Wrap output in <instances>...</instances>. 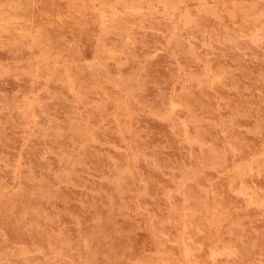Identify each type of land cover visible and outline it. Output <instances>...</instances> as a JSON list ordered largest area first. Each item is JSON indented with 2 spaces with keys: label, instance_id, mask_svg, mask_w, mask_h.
Returning <instances> with one entry per match:
<instances>
[{
  "label": "rangeland",
  "instance_id": "374dc122",
  "mask_svg": "<svg viewBox=\"0 0 264 264\" xmlns=\"http://www.w3.org/2000/svg\"><path fill=\"white\" fill-rule=\"evenodd\" d=\"M5 1L0 264H264V0Z\"/></svg>",
  "mask_w": 264,
  "mask_h": 264
},
{
  "label": "bare ground",
  "instance_id": "6f19581e",
  "mask_svg": "<svg viewBox=\"0 0 264 264\" xmlns=\"http://www.w3.org/2000/svg\"><path fill=\"white\" fill-rule=\"evenodd\" d=\"M4 1H5V0H4ZM8 1H10V0H8ZM155 1H156V0H155ZM158 1H159V0H158ZM237 1H238V0H237ZM5 2H6V1H5ZM13 2H14V1H13ZM160 2H161V1H160ZM8 3H9V5L6 4L7 7L10 6V2H8ZM16 3H17V2H15V4H16ZM18 3H19V2H18ZM0 4H1V3H0ZM11 4H12V1H11ZM13 4H14V3H13ZM150 4H151V3H150ZM174 4H175V3H174ZM200 4H201V3H200ZM242 4H243V2H242ZM16 5L18 6L19 4H16ZM21 5H22V4H21ZM21 5H20V6H21ZM151 5H152V4H151ZM238 5H239V3H238ZM244 5H245V4H244ZM251 5H253V7H254V4H251ZM263 5H264V4H263ZM2 6H3V5H2ZM2 6H0V7H2ZM24 6H26V5H24ZM97 6H98V5H97ZM162 6H163V5H162ZM18 7H19V6H18ZM18 7H17V8H18ZM246 7H247V6H246ZM253 7H252V9H253ZM15 8H16V7H15ZM17 8H16V9H17ZM97 8H99V6H98ZM151 8H152V7H151ZM153 8H154V7H153ZM10 9H13V7L10 8ZM18 9H19V8H18ZM21 9H23V8H21ZM145 9H146V8H145ZM148 9H149V8H148ZM154 9H155V8H154ZM185 9H186V8H185ZM207 9H208V7H207ZM236 9H237V8H235V10H236ZM242 9H243V7H242ZM250 9H251V8H250ZM6 10H7V9H6ZM165 10H166V9H165ZM183 10H184V9H183ZM3 11H4V10H2V12H3ZM11 11H12V10H11ZM14 11H16V10L13 9V12H14ZM97 11H98V9H97ZM240 11H241V10H240ZM242 11H245V10H242ZM242 11H241V12H242ZM0 12H1V11H0ZM13 12H12V14H13ZM98 12H99V11H98ZM145 12H146V11H145ZM154 12H156V11H154ZM170 12H171V11H170ZM253 12H254V11H253ZM147 13H148V12H147ZM149 13H151V12L149 11ZM152 13H153V12H152ZM178 13H179V12H178ZM212 13H213V12H212ZM212 13H211V14H212ZM245 13H246V12H245ZM157 14H158V13H157ZM179 14H180V13H179ZM209 14H210V12H209ZM250 14H251V13H250ZM258 14H259V13H258ZM0 15H1V14H0ZM161 15H162V14H161ZM169 15H170V14H169ZM260 15H261V13H260ZM142 16H143V14H142ZM252 16H253V15H252ZM5 17H6V15H5ZM7 17H8V16H7ZM15 17H16V16H15ZM99 17H101V16L99 15ZM138 17H139V16H138ZM138 17H137V18H138ZM146 17H148V16H146ZM149 17H150V16H149ZM188 17H189V16H188ZM253 17H254V16H253ZM3 18H4V17L2 16V20H3ZM86 18H87V17H86ZM89 18H90V17H89ZM97 18H98V17H97ZM141 18H142V17H141ZM230 18H231V17H230ZM4 19H5V18H4ZM139 19H140V18H139ZM139 19H138V20H139ZM160 19H161V18H160ZM188 19H189V18H188ZM254 19H255V18H254ZM5 20H6V19H5ZM12 20H13V19H12ZM23 20H25V19H23ZM43 20H44V19H43ZM136 20H137V19H136ZM7 21H8V20H7ZM24 22H26V21H24ZM27 22H28V21H27ZM148 22H149V21H148ZM168 22H169V21H168ZM250 22H251V21H250ZM5 24H6V22H5ZM16 24H17V22H15V24H13V25H16ZM22 24H23V22H22ZM193 24H194V22H193ZM260 24H261V21H260ZM260 24H259V25H260ZM262 24H263V22H262ZM262 24H261V25H262ZM6 25H7V24H6ZM6 25H5V26H6ZM13 25H12V26H13ZM195 25H197V24H195ZM220 25H221V24H220ZM223 25H224V24H223ZM223 25H222V26H223ZM1 26H2V22H1ZM18 26H20V24H19ZM22 26H23V25H22ZM233 26H234V25H233ZM46 27H47V26H46ZM152 27H153V26H152ZM194 27H195V26H194ZM0 28H1V27H0ZM4 28H5V27H4ZM4 28H3V29H4ZM14 28H15V27H14ZM19 28H20V27H19ZM25 28H26V27H25ZM189 28H190V27H189ZM222 28H223V27H222ZM224 28H225V27H224ZM12 29H13V28H12ZM26 29H27V28H26ZM194 29H195V28H194ZM199 29H200V28H199ZM257 29H259V27H258ZM260 29H261V26H260ZM260 29H259V31H260ZM0 30H1V32H2V28H1ZM4 30H5V29H4ZM7 30H11V29H7ZM20 30H21V29H20ZM39 30H40V27H39ZM39 30L37 29V31L34 32V33L37 34V32H38ZM164 30H165V29H164ZM185 30H187V29L185 28ZM192 30H193V28H192ZM195 30H196V29H195ZM197 30H198V29H197ZM253 30H255V32H257L256 29H253ZM13 31H14V29L12 30V32H13ZM16 31H19V30H15V32H16ZM187 31H190V30H187ZM9 32H10V31H9ZM21 32H22V31H21ZM27 32H28V31H27ZM39 32H40V31H39ZM98 32H99V31H98ZM163 32H164V31H163ZM185 32H186V31H185ZM203 32H204V31H203ZM228 32H229V31H228ZM230 32H231V31H230ZM230 32H229V33H230ZM10 33H11V32H10ZM28 33H29V32H28ZM190 33H192V32H190ZM194 33H195V31H194ZM257 33H258V32H257ZM22 34H23V33H22ZM29 34H30V33H29ZM251 34L253 35L254 33H251ZM251 34H250V36H251ZM97 35H98V34H97ZM158 35H159V34H158ZM160 35H161V34H160ZM196 35H197V33H196ZM23 36H24V38H25V35H22V37H23ZM26 36H27V35H26ZM28 36H30V35H28ZM33 36H34V34H33ZM36 36H38V35H36ZM226 36H227V35H226ZM228 36L230 37V35H228ZM228 36H227V37H228ZM20 37H21V36H20ZM98 37H99V36H98ZM168 37H169V36H168ZM236 37H238V36H236ZM26 38H27V37H26ZM30 38H31V36H30ZM35 38H36V37H35ZM202 38H203V37H202ZM233 38H234V37H233ZM1 39H2V38H1ZM169 39H170V38H169ZM169 39H168V40H169ZM219 39H220V38H219ZM225 39H226V38H225ZM168 40H167V41H168ZM204 40H205V39H204ZM217 40H218V39H217ZM222 40H223V39H222ZM177 41H178V40H176L175 43H176ZM188 41H189V40H188ZM211 41H212V40H211ZM224 41H225V40H223L222 42H224ZM226 41H227V40H226ZM226 41H225V42H226ZM172 42H173V41H172ZM182 42H184V41L182 40ZM189 42H190V41H189ZM219 42H220V41H219ZM219 42H218V43H219ZM36 43H37V42H36ZM97 43H98V42H97ZM173 43H174V42H173ZM179 43H180V40H179ZM190 43H191V42H190ZM220 43H221V42H220ZM186 44H187V43H186ZM188 44H189V43H188ZM191 44H192V43H191ZM211 44H212V42H211ZM213 44H215V43H213ZM224 44H226V43H224ZM261 44H262V43H261ZM20 45H23V44L21 43ZM176 45H177V44H176ZM184 45H185V43H184ZM193 45H194V44H193ZM196 45H197V44H196ZM227 45L229 46V44H227ZM234 45H235V44H234ZM94 46H95V45H94ZM212 46H213V45H212ZM236 46H237V45H236ZM39 47H40V46H39ZM42 47H45V46H42ZM178 47H179V44H178ZM183 47H184V46H183ZM189 47H190V46H189ZM214 47H215V46H214ZM230 47H231V46H230ZM230 47H229V48H230ZM95 48H96V47H95ZM95 48H94V49H95ZM173 48H175V47L173 46ZM180 48H181V47H180ZM180 48H179V49L177 48V50L180 51ZM187 48H188V46H187ZM192 48H193V47H192ZM227 48H228V47H227ZM236 48H237V47H236ZM39 49H40V48H39ZM185 49H186V48H185ZM185 49H183V50H185ZM193 49H195V47H194ZM231 49H232V48H231ZM234 49H235V48H234ZM174 50H175V49H174ZM208 50H209V49H208ZM95 51H96V50H95ZM185 51H186V50H185ZM41 52H44V50L41 51ZM177 52H178V51H177ZM181 52H182V51H181ZM196 52H197V51H196ZM39 53H40V52H39ZM45 53H46V51H45ZM49 53H50V52H49ZM94 53H95V52H93V54H94ZM179 53H180V52H179ZM182 53H184V52H182ZM197 53H199V52H197ZM43 54H44V53H43ZM93 54H92V55H93ZM180 54H181V53H180ZM44 55H45V54H44ZM44 55H43V56H44ZM48 55H49V54H48ZM182 55H183V54H182ZM183 56H184V55H183ZM194 56H195V54H194ZM186 57H187V56H186ZM189 57H190V56H189ZM196 57H198V56H196ZM187 58H188V57H187ZM194 58H195V57H194ZM95 60H96V59H95ZM90 61H91V60H90ZM215 61H216V60H215ZM215 61H214V63H215ZM94 62H95V61H94ZM30 63H31V62H30ZM42 63H43V62H42ZM42 63H40L39 65H41ZM92 63H93V60H92ZM92 63H90V66H92V65H91ZM217 63H218V62H217ZM12 64H13V63H12ZM66 64H67V63H66ZM69 64H70V63H69ZM80 64H81V63H80ZM82 64H83V63H82ZM212 64H213V63H212ZM218 64H219V63H218ZM31 65H32V64H31ZM44 65H45V63L43 64V67H44ZM67 65H68V64H67ZM67 65H66V66H67ZM76 65H77V64H76ZM78 65H79V64H78ZM83 65H84V64H83ZM83 65H82V66H83ZM213 65H215V64H213ZM25 66H27V67L29 68L28 65H25ZM41 66H42V65H41ZM49 66H50V65H49ZM56 66H57V65H56ZM93 66H94V65H93ZM38 67H39V66H38ZM52 67H54V66H50V69H51ZM57 67H58V66H57ZM70 67H71V66H70ZM79 67H80V66H79ZM95 67H96V66H95ZM72 68H73V67H72ZM19 69H20V68H19ZM42 69L44 70V68H42ZM52 69H53V68H52ZM58 69H59V68H58ZM81 69H82V68H81ZM85 69H87V68H85ZM4 70H5V68H4ZM40 70H41V69H40ZM47 70H48V69H47ZM78 70H79V69H78ZM83 70H84V69H83ZM83 70H82V71H83ZM1 71H2V70H1ZM49 71H50V70H49ZM85 71H86V70H85ZM89 71H90V70H89ZM89 71H88V72H89ZM220 71H221V70H220ZM6 72H7V70H6ZM38 72H39V71H38ZM42 72H43V71H42ZM44 72H45V70H44ZM221 72H222V71H221ZM3 73H4V72H3ZM39 73H40V75L42 74L41 72H39ZM80 73H82V72H80ZM89 73H90V72H89ZM216 73H217V71H216ZM4 74H5V73H4ZM218 74H219V73H218ZM37 75H38V74H37ZM220 75H221V74H220ZM223 75H224V74H223ZM223 75H222V76H223ZM210 76H211V75H210ZM58 77H59V75H58ZM90 77H91V75H90ZM211 77H213V76H211ZM93 78H94V77H93ZM217 78H218V77H217ZM84 79H85V78H84ZM218 79H219V78H218ZM60 80H61V79H60ZM93 80H94V79H93ZM84 82H85V81H84ZM65 84H66V83H65ZM92 84L95 85L94 82H93ZM61 85H63V84H61ZM66 87H67V86H66ZM87 87H88V86H87ZM98 87H99V86H98ZM64 89H65V88H64ZM120 89H121V88H120ZM66 91H67V90H66ZM75 91H76V90H75ZM116 102H117V101H116ZM170 102H171V101H170ZM165 103H166V102H165ZM171 103H172V102H171ZM128 104H129V103H128ZM115 105H116V104H115ZM172 105H174V104H172ZM175 105H176V104H175ZM127 108H128V107H127ZM172 108H173V107H172ZM172 111H173V110H172ZM188 111H189V110H188ZM27 112H28V111H27ZM27 114H28V113H27ZM122 114H126V113H122ZM24 116H25V115H24ZM32 117H33V116H32ZM122 117H123V116H122ZM124 117H125V116H124ZM187 117H189V115H188ZM72 118H73V117H72ZM198 118H199V117H198ZM32 119H33V118H32ZM49 125H50V124H49ZM40 126H41V125H40ZM85 126H86V125H85ZM38 127H39V126H38ZM184 127H185V126H184ZM56 128H57V127H56ZM65 128H66V127H65ZM36 129H37V128H36ZM42 129H43V128H42ZM52 129H54V128H52ZM62 129H63V128H62ZM184 129H185V128H184ZM45 130L47 131V129H45ZM67 130H68V129H67ZM38 131H39V130H38ZM174 131H175V130H174ZM44 132H45V131H44ZM53 132H54V131H52V133H53ZM176 132H177V130H176ZM48 133H49V132H48ZM50 133H51V132H50ZM58 134H59V133H58ZM176 134H177V133H176ZM41 135H42V134H41ZM53 135H54V134H53ZM55 135H56V134H55ZM200 135H201V134H200ZM3 136H5L4 138H6L7 135H3ZM49 136H50V135H49ZM180 136H181V133H180ZM52 137H53V136H52ZM50 138H51V137H50ZM54 138H55V137H54ZM52 140H53V139H52ZM55 141H56V139H55ZM191 147L194 148V146H191ZM196 148H197V147H196ZM64 149H65V148H64ZM57 150H59V149H57ZM54 151H55V150H54ZM61 152L63 153L62 149H61ZM54 153H55V152H54ZM62 153H61V154H62ZM57 155H58V154H57ZM60 156H61V155H60ZM62 156H63V155H62ZM54 159H55V157H54ZM58 159H59V158H58ZM40 160H41V159H40ZM63 160H64V159H63ZM5 161H6V160H5ZM60 161H61V160H60ZM66 161H67V160H66ZM66 161H65V162H66ZM28 164H30V163L28 162ZM8 168H9V167H8ZM25 168H26V167H25ZM11 170H12V169H11ZM13 171H14V170H13ZM13 171H12V172H13ZM106 171H107V170H106ZM112 171H113V170H112ZM28 172H30V171H28ZM28 172H27V174H29ZM108 172H109V171H108ZM108 172H106V173H108ZM110 172H111V171H110ZM12 174H13V173H12ZM13 177H14V176H13ZM39 180H40V179H39ZM43 180H44V179H43ZM41 181H42V180H41ZM41 181H40V182H41ZM1 182H2V181H1ZM28 182H30V181H28ZM19 184H20V183H19ZM20 185H21V184H20ZM10 187H11V186H10ZM102 189H103V188H102ZM239 190H240V189H239ZM239 190H238V191H239ZM236 193H237V192H236ZM239 193H240V192H239ZM239 193H238V194H239ZM240 195H243V194L240 193ZM246 196H247V195H246ZM90 204H91V203H90ZM250 205H252V204H250ZM116 214H118V213H116ZM183 228H184V227H183ZM20 232H21V231H20ZM199 246H200V245H199ZM188 248H189V247H188ZM226 250H228V249L226 248ZM229 251H230V250H229ZM213 253H215V252H213ZM213 253H212V254H213ZM217 253H218V255H219V252H217ZM222 253H223V252H222ZM227 253H228V252H227ZM227 253H224V254H227ZM212 254H210V255L212 256ZM220 254H221V253H220ZM231 254H232V252H231ZM210 255H209V257H210ZM216 255H217V254H216ZM229 255H230V253H229ZM214 256H215V255H214ZM227 256H228V255H227ZM233 256H234V255H233ZM186 257H187V256H186ZM215 257H216V256H215ZM228 258H229V257H228ZM211 259H212V258H211ZM213 261H214V260H213ZM71 264H72V263H71Z\"/></svg>",
  "mask_w": 264,
  "mask_h": 264
}]
</instances>
